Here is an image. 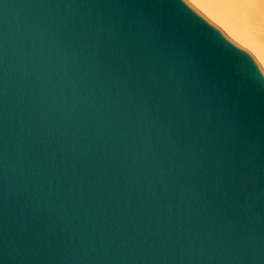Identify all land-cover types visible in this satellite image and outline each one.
I'll list each match as a JSON object with an SVG mask.
<instances>
[{
	"label": "water",
	"instance_id": "95a60500",
	"mask_svg": "<svg viewBox=\"0 0 264 264\" xmlns=\"http://www.w3.org/2000/svg\"><path fill=\"white\" fill-rule=\"evenodd\" d=\"M197 17L238 44L189 0H0V264H264V89Z\"/></svg>",
	"mask_w": 264,
	"mask_h": 264
},
{
	"label": "bare ground",
	"instance_id": "6f19581e",
	"mask_svg": "<svg viewBox=\"0 0 264 264\" xmlns=\"http://www.w3.org/2000/svg\"><path fill=\"white\" fill-rule=\"evenodd\" d=\"M264 66V0H189Z\"/></svg>",
	"mask_w": 264,
	"mask_h": 264
},
{
	"label": "clouds",
	"instance_id": "9594fccd",
	"mask_svg": "<svg viewBox=\"0 0 264 264\" xmlns=\"http://www.w3.org/2000/svg\"><path fill=\"white\" fill-rule=\"evenodd\" d=\"M196 19L197 22H199L208 32L212 33L226 49L231 51L246 66V78L259 88L264 89V74L255 71V66L252 64V60L247 55L246 50H243L238 44L229 42L228 39H225L222 30H217L216 27H210L204 20H201L198 17Z\"/></svg>",
	"mask_w": 264,
	"mask_h": 264
}]
</instances>
